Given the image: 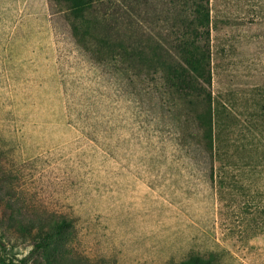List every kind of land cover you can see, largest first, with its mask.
Here are the masks:
<instances>
[{
  "label": "rangeland",
  "instance_id": "obj_1",
  "mask_svg": "<svg viewBox=\"0 0 264 264\" xmlns=\"http://www.w3.org/2000/svg\"><path fill=\"white\" fill-rule=\"evenodd\" d=\"M50 1L0 0V197L14 215L73 219L63 264H264V0H210L213 185L76 50Z\"/></svg>",
  "mask_w": 264,
  "mask_h": 264
},
{
  "label": "trees",
  "instance_id": "obj_2",
  "mask_svg": "<svg viewBox=\"0 0 264 264\" xmlns=\"http://www.w3.org/2000/svg\"><path fill=\"white\" fill-rule=\"evenodd\" d=\"M48 3L53 24L123 90L118 92L138 111L139 120L158 123L168 136L176 134L184 156L213 185L210 0ZM14 210L0 197V264H63L65 253L59 249L73 219L36 226L20 221ZM22 246L29 248L27 254L18 253ZM178 264H212V255H192Z\"/></svg>",
  "mask_w": 264,
  "mask_h": 264
}]
</instances>
